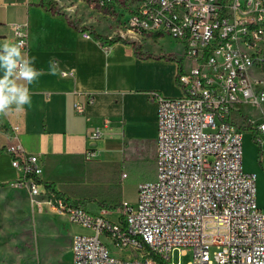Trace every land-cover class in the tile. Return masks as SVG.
Returning <instances> with one entry per match:
<instances>
[{
    "label": "built area",
    "instance_id": "1",
    "mask_svg": "<svg viewBox=\"0 0 264 264\" xmlns=\"http://www.w3.org/2000/svg\"><path fill=\"white\" fill-rule=\"evenodd\" d=\"M11 30L26 53L29 25ZM163 36L184 50L182 96L152 95L158 106L155 177L140 184L136 207L94 212L42 187L40 158L26 151L18 126L1 150L21 172L12 185L44 196L51 209L93 232L74 238L73 264H173L176 250L194 253L189 264H264L257 176L243 169V128L259 144L264 134V0H143L106 42ZM111 132L104 120L90 137ZM96 152L86 151L85 160Z\"/></svg>",
    "mask_w": 264,
    "mask_h": 264
},
{
    "label": "crops",
    "instance_id": "2",
    "mask_svg": "<svg viewBox=\"0 0 264 264\" xmlns=\"http://www.w3.org/2000/svg\"><path fill=\"white\" fill-rule=\"evenodd\" d=\"M42 1L0 0V42H16L11 26L27 23L28 51L23 53L43 70L28 85L31 104L0 115V264H73L74 238L87 233L67 214L51 209L44 196L33 197L28 187L12 185L21 172L1 151L12 126L20 128L26 151L40 158L42 187L98 212L106 206L82 195L93 163L105 152L123 153V162L140 172L152 152L156 159L158 106L153 93L182 96L178 73L184 50L179 43L167 36L134 37L129 43L105 41L106 49L85 34L110 38L118 29L112 21L91 18L81 0H45L52 9ZM53 60L56 75L49 74ZM104 120L111 122V135L91 138ZM260 145L264 149V134ZM90 150L97 151L96 157L86 161ZM259 153L253 134L244 133L243 169L245 157ZM247 172L263 188V168Z\"/></svg>",
    "mask_w": 264,
    "mask_h": 264
},
{
    "label": "rangeland",
    "instance_id": "3",
    "mask_svg": "<svg viewBox=\"0 0 264 264\" xmlns=\"http://www.w3.org/2000/svg\"><path fill=\"white\" fill-rule=\"evenodd\" d=\"M83 6L88 9L91 18L98 21L113 22L115 28L117 26H125L130 19L132 13L137 10L143 0H81ZM94 1L96 3H94ZM103 3V4H102ZM102 4V5H101ZM264 77V71L261 73ZM247 112L253 111L245 109ZM248 112V113H249ZM243 133L249 134L251 130L243 128ZM120 142V141H119ZM255 144L260 148L259 155L245 157L244 170L256 168L259 166L264 170L262 157L264 156V149L254 140ZM127 143H125V146ZM247 149L245 148V154ZM248 155V153H247ZM155 154L152 152L149 163L140 168V172L132 169L129 164L123 162V153L105 152L101 158L97 159L95 167L88 173V187L85 188L82 195L88 196L91 200L100 202L111 211H122L123 205L136 207L138 203L139 186L143 181L149 180L154 176L155 171ZM264 161V160H263ZM254 174V173H250ZM126 175V178L123 176ZM264 185V184H263ZM108 198V199H105ZM104 203V204H102ZM257 203L258 206L264 208V186L261 188L260 179L257 180ZM116 208V209H115ZM115 219V215H113ZM87 233L81 235H91L93 232L82 227ZM107 243L112 247L109 240ZM113 254L121 255L119 251L113 250ZM173 264H189L194 260V253L190 250L185 252L176 250L172 253Z\"/></svg>",
    "mask_w": 264,
    "mask_h": 264
},
{
    "label": "clouds",
    "instance_id": "4",
    "mask_svg": "<svg viewBox=\"0 0 264 264\" xmlns=\"http://www.w3.org/2000/svg\"><path fill=\"white\" fill-rule=\"evenodd\" d=\"M58 64L49 62V74L56 75ZM0 115H7L15 108L22 111L31 104L28 85L43 75L42 69L35 67V58L23 53V41L0 42Z\"/></svg>",
    "mask_w": 264,
    "mask_h": 264
},
{
    "label": "trees",
    "instance_id": "5",
    "mask_svg": "<svg viewBox=\"0 0 264 264\" xmlns=\"http://www.w3.org/2000/svg\"><path fill=\"white\" fill-rule=\"evenodd\" d=\"M41 5L44 7V8H47V9H52V6L51 5H48L45 0H43L41 2ZM92 38L96 41H100L101 43H104L105 41L108 40V38H103L101 36H98L97 34H92ZM259 144V143H258ZM116 209V208H115Z\"/></svg>",
    "mask_w": 264,
    "mask_h": 264
}]
</instances>
